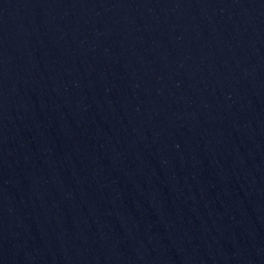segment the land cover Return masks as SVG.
I'll use <instances>...</instances> for the list:
<instances>
[{
	"label": "water",
	"instance_id": "95a60500",
	"mask_svg": "<svg viewBox=\"0 0 264 264\" xmlns=\"http://www.w3.org/2000/svg\"><path fill=\"white\" fill-rule=\"evenodd\" d=\"M0 264H264V0H0Z\"/></svg>",
	"mask_w": 264,
	"mask_h": 264
}]
</instances>
